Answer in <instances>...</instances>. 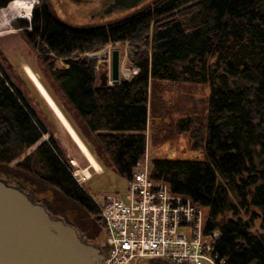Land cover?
Segmentation results:
<instances>
[{"label": "trees", "instance_id": "16d2710c", "mask_svg": "<svg viewBox=\"0 0 264 264\" xmlns=\"http://www.w3.org/2000/svg\"><path fill=\"white\" fill-rule=\"evenodd\" d=\"M11 1L0 0V8ZM17 23L31 28L29 42L53 70L47 86L102 165L128 181L155 125L153 145L185 135L187 149L201 157H155L150 176L206 209L228 264H264V0H146L88 25L56 19L44 0L32 22ZM126 42L138 72L102 85L98 59L86 54ZM5 67L0 58V175L91 241L104 239L98 207L69 170L60 140L51 135L28 153L47 128ZM187 83L208 85L205 108L167 121V92Z\"/></svg>", "mask_w": 264, "mask_h": 264}, {"label": "built area", "instance_id": "2783aa9c", "mask_svg": "<svg viewBox=\"0 0 264 264\" xmlns=\"http://www.w3.org/2000/svg\"><path fill=\"white\" fill-rule=\"evenodd\" d=\"M22 16V14H19ZM7 17H0L1 23ZM129 42H126L128 44ZM116 43L102 47L112 60ZM134 75L138 72L133 68ZM149 153L140 159L124 194L89 192L84 183L92 178L75 160L68 165L77 182L95 201L106 236L100 240L107 250L103 264H142L164 259L176 264H228L216 249L221 230L208 224L206 209L188 195L150 176ZM90 170V169H89Z\"/></svg>", "mask_w": 264, "mask_h": 264}, {"label": "rangeland", "instance_id": "374dc122", "mask_svg": "<svg viewBox=\"0 0 264 264\" xmlns=\"http://www.w3.org/2000/svg\"><path fill=\"white\" fill-rule=\"evenodd\" d=\"M13 1H11L7 6L0 8V17L4 12H6L7 14V17L2 20L3 23H1L0 19V58L1 60H3V63L6 66L5 69L7 70V72H9L12 81L18 84L23 89L32 105L34 106L36 113L40 116L47 128V132H44L43 138L37 144L32 146L28 150V153H31L42 142L48 141L51 135H53L58 140H60V144L65 149V153L67 155L66 157L70 158V161L72 159L75 160L81 168H87L91 166V169H89L92 172V178L84 183V187L89 192L99 197L109 193H119L123 195L128 186L127 180L119 176L112 168H108L102 165L100 161L97 160V158L91 152L89 146L81 136L80 131L70 120L68 114L64 112L56 102L46 83V81L48 80H50L51 82L50 72H53V70L49 69L47 65L41 61V59L38 57L37 52L29 42L26 31H30L31 28L21 27L17 23L19 18L30 22L32 13L29 18L20 16L19 14L23 13L24 10L20 7L14 8L11 5ZM27 1H34L33 9H35L38 4V0ZM117 48L120 49L121 54V80L124 78L129 79L134 76V72L132 71L133 67L129 62L130 44L116 43L115 49ZM101 50L103 49L99 48L96 51L88 52L86 56H88L89 58L98 59L100 64V62H103V60H107ZM57 64L58 66H63L62 60L58 61ZM28 68H30L38 76V78L47 89L53 100L56 102L71 126L75 129L82 141L88 147L92 156L101 166V171H96V168L91 165L89 157L86 156V154L81 150L78 143L71 135L70 131L63 124L60 117L56 114L53 107L50 105L46 97L42 94L41 90L35 84L34 80L29 74ZM103 68H105V66H98L99 72ZM48 84L50 83L48 82ZM111 84L112 83L110 77L109 85ZM209 94L210 89L208 85L203 84L187 83L180 89L172 87L171 90L166 94L168 106L171 107L172 110L171 114L166 118V120L170 121L172 120V118H178L179 116L185 115L193 108H197L198 110L205 108ZM156 126L157 125H155V127L148 132L146 152L149 153L150 162H152V159L155 157L182 159H195L201 157V154L199 152L187 149V137L185 135H180L179 137L177 136L176 138L172 140L170 139L164 143L153 145L152 136L154 135V133H156L154 137H158L159 134H157L158 131L156 129ZM76 146H78V151L76 149ZM19 161L20 159H17L13 163L15 164ZM44 186L45 187L43 188L50 187L47 184H44ZM37 197L40 198L39 196ZM256 221L257 223H259L260 219H257Z\"/></svg>", "mask_w": 264, "mask_h": 264}, {"label": "water", "instance_id": "95a60500", "mask_svg": "<svg viewBox=\"0 0 264 264\" xmlns=\"http://www.w3.org/2000/svg\"><path fill=\"white\" fill-rule=\"evenodd\" d=\"M146 0H112L105 10H130ZM32 13V12H31ZM102 85L121 81L120 49L100 62ZM107 250L91 241L35 193L0 175V264H103Z\"/></svg>", "mask_w": 264, "mask_h": 264}, {"label": "flooded vegetation", "instance_id": "af4514ba", "mask_svg": "<svg viewBox=\"0 0 264 264\" xmlns=\"http://www.w3.org/2000/svg\"><path fill=\"white\" fill-rule=\"evenodd\" d=\"M43 1L44 0H38L37 6L35 9H32V18L30 22H32L36 10H40V12L42 11ZM48 2L50 4L51 12L56 19L78 25L106 23L107 21L120 16L121 12H123L122 10H116L110 15L105 14V10L112 0H48ZM142 264L155 263L147 260Z\"/></svg>", "mask_w": 264, "mask_h": 264}, {"label": "bare ground", "instance_id": "6f19581e", "mask_svg": "<svg viewBox=\"0 0 264 264\" xmlns=\"http://www.w3.org/2000/svg\"><path fill=\"white\" fill-rule=\"evenodd\" d=\"M11 5L14 8H19L20 7L21 9H23L24 12L21 13L22 16L23 17H26V18H29L31 16L32 9L34 7V1L28 2L27 0H14ZM28 71H29L30 76L32 77V79L34 80V82L36 83V85L38 86V88L41 90L42 94L46 97V99L48 100V102L50 103V105L55 110L56 114L60 117V119L63 122V124L66 126V128L70 131L71 135L76 140V142L78 143V145L81 148V150L86 154V156L89 157V159L91 161V165L93 167H95L97 170L101 171L102 170L101 169V166L98 164V162L92 156V154L90 153L88 147L82 141V139L80 138V136L78 135V133L71 126V124L69 123V121L67 120V118L64 116V114L62 113V111L60 110V108L58 107V105L56 104V102L50 96V94L48 93V91L46 90V88L44 87V85L42 84V82L40 81V79L38 78V76L30 68H28ZM85 172L87 174H89L90 173V170L89 169H85Z\"/></svg>", "mask_w": 264, "mask_h": 264}, {"label": "crops", "instance_id": "0c3cea01", "mask_svg": "<svg viewBox=\"0 0 264 264\" xmlns=\"http://www.w3.org/2000/svg\"><path fill=\"white\" fill-rule=\"evenodd\" d=\"M36 84V83H35ZM47 90V89H46ZM51 96V95H50ZM67 148V147H66ZM70 148V147H69ZM76 149H77V151H78V146H76ZM70 150V149H69ZM90 169H91V166H90ZM96 171H98L99 172V170H97V169H95ZM90 172H91V170H90ZM92 173V172H91Z\"/></svg>", "mask_w": 264, "mask_h": 264}]
</instances>
